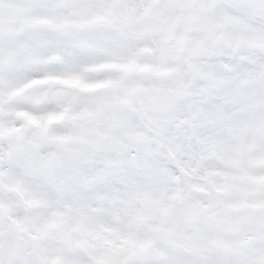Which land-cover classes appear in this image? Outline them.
Listing matches in <instances>:
<instances>
[{"label":"snow or ice","instance_id":"snow-or-ice-1","mask_svg":"<svg viewBox=\"0 0 264 264\" xmlns=\"http://www.w3.org/2000/svg\"><path fill=\"white\" fill-rule=\"evenodd\" d=\"M0 264H264V0H0Z\"/></svg>","mask_w":264,"mask_h":264}]
</instances>
